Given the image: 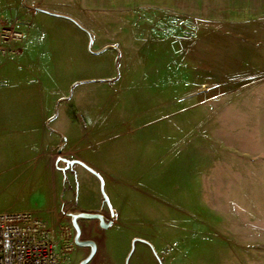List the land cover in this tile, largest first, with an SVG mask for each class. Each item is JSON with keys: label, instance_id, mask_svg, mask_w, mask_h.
<instances>
[{"label": "rangeland", "instance_id": "1", "mask_svg": "<svg viewBox=\"0 0 264 264\" xmlns=\"http://www.w3.org/2000/svg\"><path fill=\"white\" fill-rule=\"evenodd\" d=\"M62 21L0 0V214L43 220L69 264L90 253L76 214L110 224L76 222L88 264H264L247 222L264 196V25L247 39L146 9Z\"/></svg>", "mask_w": 264, "mask_h": 264}, {"label": "crops", "instance_id": "2", "mask_svg": "<svg viewBox=\"0 0 264 264\" xmlns=\"http://www.w3.org/2000/svg\"><path fill=\"white\" fill-rule=\"evenodd\" d=\"M50 3L51 0H35L43 12L67 18L80 26L84 25V19L89 15L145 9L167 12L223 31L232 30L231 37L252 39L248 30L264 25V0H74V6L69 8H50ZM42 16L41 19H47L45 15ZM70 21L59 22V25L78 32ZM263 198L260 194L249 208V212H254L249 214L247 220L251 228L264 230Z\"/></svg>", "mask_w": 264, "mask_h": 264}, {"label": "built area", "instance_id": "3", "mask_svg": "<svg viewBox=\"0 0 264 264\" xmlns=\"http://www.w3.org/2000/svg\"><path fill=\"white\" fill-rule=\"evenodd\" d=\"M69 255L34 214H0V264H69Z\"/></svg>", "mask_w": 264, "mask_h": 264}, {"label": "water", "instance_id": "4", "mask_svg": "<svg viewBox=\"0 0 264 264\" xmlns=\"http://www.w3.org/2000/svg\"><path fill=\"white\" fill-rule=\"evenodd\" d=\"M69 165H75V164H78L77 162H68ZM101 193L103 195V197L105 198L104 196V193H103V188H102V185H101ZM105 200V203L107 204L108 206V203H107V200ZM71 218V221H72V226H73V229L75 231V238H74V245L78 248H83V249H86L88 248L90 250V253H89V256L88 258L82 262L81 264H88L91 259L93 258L94 254H95V251H96V246L94 243L92 242H81L79 241V238H80V232H79V229L77 227V224L76 222L79 221V220H86V221H97L98 224H99V227L100 229L102 230H106L110 227V224H104L103 223V219L101 218V216L99 215H88V214H76V215H71L70 216Z\"/></svg>", "mask_w": 264, "mask_h": 264}, {"label": "flooded vegetation", "instance_id": "5", "mask_svg": "<svg viewBox=\"0 0 264 264\" xmlns=\"http://www.w3.org/2000/svg\"><path fill=\"white\" fill-rule=\"evenodd\" d=\"M94 222H97V221H94ZM74 232H75V231H74ZM75 236H76V235L74 234V238H75ZM79 241H80V238H79ZM86 249H88V248H86ZM88 250H89V249H88ZM89 251H90V250H89Z\"/></svg>", "mask_w": 264, "mask_h": 264}]
</instances>
